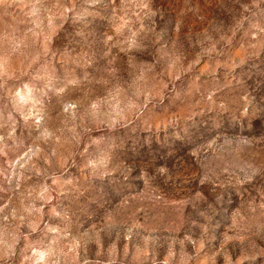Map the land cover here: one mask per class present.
<instances>
[{"label":"rangeland","instance_id":"obj_1","mask_svg":"<svg viewBox=\"0 0 264 264\" xmlns=\"http://www.w3.org/2000/svg\"><path fill=\"white\" fill-rule=\"evenodd\" d=\"M0 264H264V0H0Z\"/></svg>","mask_w":264,"mask_h":264}]
</instances>
